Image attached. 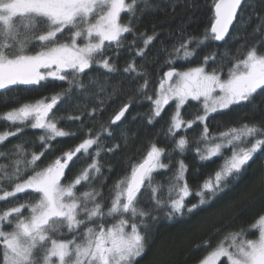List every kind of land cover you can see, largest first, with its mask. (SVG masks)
<instances>
[{"label": "snow or ice", "instance_id": "6c2138e0", "mask_svg": "<svg viewBox=\"0 0 264 264\" xmlns=\"http://www.w3.org/2000/svg\"><path fill=\"white\" fill-rule=\"evenodd\" d=\"M141 4L151 7L150 0H0V92L19 86H43L49 78L66 81L70 86L62 93L22 104L0 116L22 126L30 121V127L42 133L39 152H28L17 145L11 157L0 153L8 159V163H0V184L12 185L11 191H3L0 201L24 193L31 196L0 212L2 264H134L145 251L147 232L141 229H147V218L155 219L152 211L140 207L141 196L147 194L153 210L167 208L168 218L183 214L185 209L191 213L223 191L257 153L264 151V126L242 123L213 134L206 123L213 113L244 106L258 93H264V53L258 51V45L249 47L242 58L232 60L226 70L214 54L183 71L173 66L177 60L190 61L196 48L208 41H224L245 5V0H212L210 28L200 36L181 33L171 47L166 61L169 70L159 79L155 98L145 91L147 79L140 85L152 104L149 124L161 117L170 101L174 102L167 128V136L172 139L170 150L151 143L142 159L131 162L130 174L116 180L110 189L107 210L95 189L78 192V186H90L101 174L98 158L105 151L101 135L111 136L107 127L100 125L95 133L89 128L78 145L41 166L54 141L76 135L58 127L54 109L73 85L84 88L79 78L94 65L108 73L117 71L105 53L121 48L125 34L134 32L132 22ZM122 14L128 15L127 23H121ZM257 18L260 23L254 32L264 33V17ZM140 38L143 47H137L135 54L143 57L155 35L141 33ZM209 63L214 65L211 70ZM123 71L143 75L135 62ZM189 101L198 102L200 111L194 119L185 120L182 109ZM129 107L130 102L124 104L110 123L121 121ZM97 111L93 108L89 117ZM68 119L80 121L83 128L79 116ZM197 123L202 125L195 147L199 160L221 158L222 163L198 186V202L189 207L186 200L193 189L186 179L188 167L183 159L176 161L166 194L164 186L154 183V179L155 174L169 169L174 154H185L189 140L186 134L177 138L178 133H187ZM21 130L18 127L16 133ZM16 133H0V144ZM118 148L114 145L106 151L112 153ZM226 150L230 155H224ZM81 156L90 157L91 163L65 182L67 171ZM6 226L10 230H5ZM222 258H226V264H264V214L247 228L226 234L199 264H219Z\"/></svg>", "mask_w": 264, "mask_h": 264}, {"label": "trees", "instance_id": "16d2710c", "mask_svg": "<svg viewBox=\"0 0 264 264\" xmlns=\"http://www.w3.org/2000/svg\"><path fill=\"white\" fill-rule=\"evenodd\" d=\"M211 3L212 0H150L149 8H144L141 4L132 22L134 32L125 34L121 48L118 50L113 48L105 53L117 71L108 73L94 65L86 75L79 78L84 88L79 89L73 85L71 91L54 109V118L59 121L58 127L75 132L76 135L54 141L51 151L42 158L41 166L78 145L85 138L89 128L95 133L100 130V125H104L111 131V136L107 133L101 135V146L105 149L98 158L102 167L101 174L90 186H78V192L86 191L89 187L95 189L101 194L98 200L103 202L107 210L110 204V189L116 180L130 174L131 162L142 159L151 143L170 150L172 139L167 136V128L174 111V102L170 101L161 117L149 124L148 116L152 104L140 91V85L147 79L149 86L145 91L155 98L159 79L169 70L166 61L172 45L176 43L181 33L186 36H200L206 28H210L213 17ZM257 17H264V0H245L243 11L224 42L208 41L196 48L195 55L190 61L177 60L173 66L183 71L198 66L205 56L214 54L218 62L224 63L226 70L232 60L242 58L253 45H258V51L264 53V33L254 32L260 23ZM128 19L127 14H122V23H127ZM141 33L146 36L155 35V39L145 49L143 57L135 54L137 47H143ZM134 39L135 44H132ZM132 62H135L138 71L143 73L142 76L123 71ZM213 66L209 63L208 69L211 70ZM42 84L43 86L31 88L19 86L0 92V116L22 104L62 93L70 87L66 81H53L51 78ZM129 102L130 107L121 121L111 124L110 121L120 108ZM93 108H97L98 111L90 118L88 113L92 112ZM198 111L199 103L189 101L182 109V116L185 120L194 119ZM76 116L83 121V128L80 121L73 122L68 119ZM206 123L209 132L213 134L233 126L238 127L242 123L264 126V93H258L251 103L244 106H233L220 113H213ZM18 127L22 130L16 133ZM201 131L202 125L197 123L187 133L183 130L178 133L177 138L179 135H187L189 140L187 151L183 156L174 154L169 169L155 174L154 179V183L164 186L166 194L169 178L176 168V161L183 159L188 167L186 179L193 189V195L186 200L189 207L198 202L199 198L195 195L198 186L222 163L221 158L199 160L195 147ZM5 132L16 134L9 136L0 144V153L11 157L17 145H23L28 152L41 150L39 136L42 133L40 130L32 129L30 121L22 126L0 119V133ZM114 145H119L115 152L106 151ZM224 155H230V151L226 150ZM164 162L168 163L166 157ZM0 163H8V159L0 157ZM90 163V157L81 156L80 161L67 171L65 182L72 180ZM11 190V184L7 182L0 184V195L3 191ZM30 199L31 196L24 193L18 194L16 198L10 197L0 201V212ZM140 207L152 211L155 219L147 218L145 221L147 229H141L147 232V241L144 253L134 264H198L226 234L247 228L259 215L264 214V151L257 153L242 173L230 181L223 191L191 213L185 209L183 214L168 218L167 208L153 210L147 194L141 196ZM24 214L28 215L27 211ZM5 230L10 229L6 226ZM253 235L255 233H250V236ZM219 264H226V258H222Z\"/></svg>", "mask_w": 264, "mask_h": 264}, {"label": "water", "instance_id": "95a60500", "mask_svg": "<svg viewBox=\"0 0 264 264\" xmlns=\"http://www.w3.org/2000/svg\"><path fill=\"white\" fill-rule=\"evenodd\" d=\"M235 22H236V21H234V24H235ZM233 26H234V25H233ZM233 26H232V27H233ZM232 27L230 28V31H231ZM230 31H229V33H230ZM228 35H229V34H228ZM228 35L226 36L225 40L227 39ZM225 40H224V41H225ZM224 41H220V42H218V43H222V42H224ZM121 119H122V118H121ZM118 122H119V121H118ZM116 123H117V122H116Z\"/></svg>", "mask_w": 264, "mask_h": 264}, {"label": "rangeland", "instance_id": "374dc122", "mask_svg": "<svg viewBox=\"0 0 264 264\" xmlns=\"http://www.w3.org/2000/svg\"><path fill=\"white\" fill-rule=\"evenodd\" d=\"M122 23V22H121ZM43 71V70H42ZM199 264V263H198Z\"/></svg>", "mask_w": 264, "mask_h": 264}]
</instances>
